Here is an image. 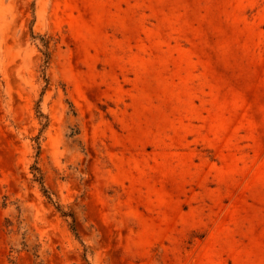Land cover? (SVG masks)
I'll return each mask as SVG.
<instances>
[{"label": "rangeland", "instance_id": "374dc122", "mask_svg": "<svg viewBox=\"0 0 264 264\" xmlns=\"http://www.w3.org/2000/svg\"><path fill=\"white\" fill-rule=\"evenodd\" d=\"M0 264H264V0H0Z\"/></svg>", "mask_w": 264, "mask_h": 264}]
</instances>
